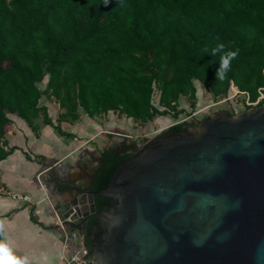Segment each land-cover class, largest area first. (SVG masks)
<instances>
[{"label": "trees", "instance_id": "16d2710c", "mask_svg": "<svg viewBox=\"0 0 264 264\" xmlns=\"http://www.w3.org/2000/svg\"><path fill=\"white\" fill-rule=\"evenodd\" d=\"M118 2L0 0V160L18 148L5 147L9 113L35 134L40 120L67 135L59 122L74 121L80 110L89 117L113 111L139 123L174 119L184 111L179 97L195 100V80L213 97L226 94L231 82L251 100L264 87V0ZM217 43L239 50L222 81L218 57L201 52ZM42 95L58 105L55 124L39 103ZM200 120L169 128L188 131ZM129 157L102 148L95 188L103 189ZM95 198L96 210L108 200ZM84 243L90 250L86 236Z\"/></svg>", "mask_w": 264, "mask_h": 264}, {"label": "water", "instance_id": "95a60500", "mask_svg": "<svg viewBox=\"0 0 264 264\" xmlns=\"http://www.w3.org/2000/svg\"><path fill=\"white\" fill-rule=\"evenodd\" d=\"M130 142L143 146L98 191L109 201L97 214L107 224L90 241V264H264V105L216 110L194 131ZM66 165H42L32 181L71 192L49 196L55 209L46 210L77 246L80 224L94 212L99 162L82 150Z\"/></svg>", "mask_w": 264, "mask_h": 264}, {"label": "crops", "instance_id": "0c3cea01", "mask_svg": "<svg viewBox=\"0 0 264 264\" xmlns=\"http://www.w3.org/2000/svg\"><path fill=\"white\" fill-rule=\"evenodd\" d=\"M41 83L44 88L46 80ZM195 94L197 97L196 85ZM184 98L179 97V108L188 106V100ZM40 101L47 107V113L55 124L59 112L57 103L46 97ZM110 112L89 117L80 110L74 121L59 122L60 129L67 135H61L40 120L38 133L35 134L21 117L15 113L8 114L9 122L4 130L5 147L15 145L18 148L0 160V224L3 225L1 240L10 247L15 264H63L68 250L62 245L54 227L53 216L46 210L48 200L43 199L45 189L35 184L32 177L42 165L58 164L67 170L66 162H73L82 150L96 156L101 150L99 145L104 143L105 135L112 126V120L105 118ZM105 143L103 148L108 147V142ZM77 174L82 175L83 170ZM47 184L53 186L52 182ZM12 192L29 195L33 203L13 199L10 196ZM48 194L59 199L71 197V192H60L56 188ZM34 200L39 202L34 203Z\"/></svg>", "mask_w": 264, "mask_h": 264}, {"label": "rangeland", "instance_id": "374dc122", "mask_svg": "<svg viewBox=\"0 0 264 264\" xmlns=\"http://www.w3.org/2000/svg\"><path fill=\"white\" fill-rule=\"evenodd\" d=\"M194 83L197 87L198 96L195 98L194 101H189L188 99L184 98L188 100V106L184 107V111L181 113V115L177 116L174 119L168 115L167 117L162 115L156 116L155 118H152L148 121L139 123L133 121L131 118L125 117L124 115L118 114L117 112L113 111H111L108 115H105V118L107 120H112V126L109 129L110 132L106 133L104 138L105 141L103 144L105 145V142H108V147H115L116 142L120 138H122L118 135H121V133L124 131L127 134V136L124 138H126L127 140L138 137H153L158 132H160L161 129L166 128L168 125L177 122L179 120V117L182 118L187 116L186 120L190 123L200 120L205 115L210 114L216 110L222 109L226 110L229 114H237L238 112L247 109V107L242 103L245 94L239 92L235 93V90L232 89L231 86L230 89L228 88L226 94L213 97L209 90L206 87H201L200 83H198L197 80H195ZM37 86L39 88L43 87L41 82H38ZM229 96L232 97L228 98ZM43 97L45 98L44 95L39 98V103L41 102V99H44ZM222 99L225 100L221 103L208 106L209 104L216 101H220ZM181 101L180 103H182ZM261 105H264V103H262ZM195 110H199V113L196 115H192V112ZM158 119H162V121L160 122V120ZM103 144L99 145L101 149L104 146ZM139 147L140 146H138L137 148Z\"/></svg>", "mask_w": 264, "mask_h": 264}, {"label": "built area", "instance_id": "2783aa9c", "mask_svg": "<svg viewBox=\"0 0 264 264\" xmlns=\"http://www.w3.org/2000/svg\"><path fill=\"white\" fill-rule=\"evenodd\" d=\"M231 84H233V83L231 82L230 85ZM263 90H264V87H259L257 89L258 95L254 100L249 99L248 94L246 92L239 91L238 89H237V92L245 94L242 103L247 108H249V107L257 106L260 104L261 100L264 98V93H263L264 91ZM230 97H232V96H229L228 98H230ZM224 100L225 99L213 102V103L209 104L208 106L215 105L217 103H220L221 101L223 102ZM198 113H199V110H195L192 112V115H196ZM186 118L187 117H182V118L179 117L178 118L179 120L177 122L183 121ZM177 122H175V123H177ZM10 196L13 199H19L22 202L33 203V200L30 199L29 195L24 194V193L12 192V193H10ZM43 199L48 200V206H52V209H55V206H54L55 202L49 198V194H48L47 190L44 191V198ZM37 201L39 202V200H37ZM37 201L34 200V203H36ZM65 220L68 221V219H65ZM54 227L58 231V235L61 238L62 245L68 250V253L64 257L63 264H90V253H89L88 247L84 243V235L83 234L79 235L80 240L76 246L73 243V239L75 236L73 234L68 235L66 233V231L64 229V222H62L58 219H55L54 220Z\"/></svg>", "mask_w": 264, "mask_h": 264}, {"label": "flooded vegetation", "instance_id": "af4514ba", "mask_svg": "<svg viewBox=\"0 0 264 264\" xmlns=\"http://www.w3.org/2000/svg\"><path fill=\"white\" fill-rule=\"evenodd\" d=\"M173 124H170L168 125L166 128H163L160 130V132H158L155 136L153 137H150V138H155L157 135H160L162 132H166V131H169V127H171ZM197 126V125H196ZM195 126V127H196ZM195 127H191V128H186L188 131H194L195 130ZM176 130H172L170 129L169 132H175ZM131 139L127 140L126 138L122 137L120 138L117 142H116V145L115 147H111L114 149V151L116 153H122V152H126V153H129L130 156L133 155L141 146H143V144L141 145H138L140 146L139 148H133L131 146V142H130ZM97 157V155L95 156ZM99 167V165L97 166V168ZM96 168V170H97ZM96 170H95V176H94V179H93V182H92V185H91V190L90 192L93 194V204H94V212H90L84 219L83 221L81 222V227H82V233L84 235V237L86 236V238L91 241V239L93 238H96L100 235V233L104 230L106 224H107V221L102 218L100 215H97L99 213H106L107 212V209H108V200L107 201H104L102 202L101 201V207H100V210H96L95 209V206L96 204L100 203V200L97 198H95V196L97 195H100L98 194V191L101 190L100 188H95L94 186V182H95V179H96ZM101 196V195H100ZM103 200L105 198L101 197Z\"/></svg>", "mask_w": 264, "mask_h": 264}, {"label": "clouds", "instance_id": "9594fccd", "mask_svg": "<svg viewBox=\"0 0 264 264\" xmlns=\"http://www.w3.org/2000/svg\"><path fill=\"white\" fill-rule=\"evenodd\" d=\"M108 0H104L106 4ZM120 2V0H119ZM118 2V4H119ZM201 52L212 57H218L219 67L216 70L217 80H224L231 69L233 60L238 57L239 50L227 47L224 43H217L214 47L205 46ZM3 235V225L0 224V236ZM0 262L2 264H15V258L8 244L0 240Z\"/></svg>", "mask_w": 264, "mask_h": 264}, {"label": "bare ground", "instance_id": "6f19581e", "mask_svg": "<svg viewBox=\"0 0 264 264\" xmlns=\"http://www.w3.org/2000/svg\"><path fill=\"white\" fill-rule=\"evenodd\" d=\"M231 85H233V84H231ZM231 85H230V86H231ZM230 86H229V89H230ZM231 88L234 89L235 92H237V87H236V86H231ZM233 93H234V92H233ZM221 102H222V101H221ZM221 102H220V103H221ZM158 120H160V122L162 121V119H158Z\"/></svg>", "mask_w": 264, "mask_h": 264}]
</instances>
